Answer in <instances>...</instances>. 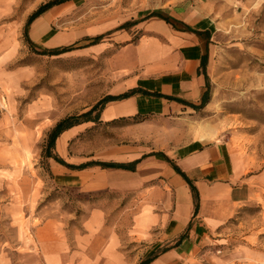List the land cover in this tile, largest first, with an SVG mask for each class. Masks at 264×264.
<instances>
[{
	"label": "rangeland",
	"instance_id": "rangeland-1",
	"mask_svg": "<svg viewBox=\"0 0 264 264\" xmlns=\"http://www.w3.org/2000/svg\"><path fill=\"white\" fill-rule=\"evenodd\" d=\"M47 1L0 0V246L5 245L17 261L19 252L34 250L36 226L53 219L63 235L84 238L98 253L103 241L95 214L102 210L106 225H112L114 215H121L123 250L144 259L152 247L133 238L127 216L130 209L138 208L140 200L134 198L143 186L142 174L134 173L129 184L114 188L98 190L97 179L93 184L64 186L54 173L58 162L50 158L49 170L43 153L48 131L56 122L110 95L119 49L137 40L139 19L154 14L148 12L167 0H65L57 10L61 15L52 23L61 30L76 28L78 39L62 44L75 46L59 55L39 52L47 46L31 40V25L28 35L37 50L25 36L29 16ZM218 7L219 29L214 33L209 70L211 99L204 108L139 122L132 117L84 122L63 149L57 145V151L76 164L136 159L197 139L203 126L215 128L209 141L230 143L238 183L247 180L251 190L249 199L236 206L205 247L211 255L232 256V264L247 260L264 264V0H219ZM100 34L103 38L92 44L91 38ZM159 168L149 167V174ZM153 181L144 186H152ZM103 234L113 244V234Z\"/></svg>",
	"mask_w": 264,
	"mask_h": 264
},
{
	"label": "crops",
	"instance_id": "crops-1",
	"mask_svg": "<svg viewBox=\"0 0 264 264\" xmlns=\"http://www.w3.org/2000/svg\"><path fill=\"white\" fill-rule=\"evenodd\" d=\"M61 4L52 7L31 23L29 35L35 44L60 47L78 39L76 28L61 30L52 23L61 15L57 12ZM218 6L219 0H167L159 8L148 12V15L153 12L162 14V17L142 16L137 23L141 29L137 40L128 42L115 57L116 83L109 93L121 96L131 90L135 92L108 102L101 119L114 121L140 115L145 119L178 116L181 112L194 109L190 103L200 104L208 88L212 51L215 48L214 33L219 29ZM128 34H124L125 39H128ZM204 55L208 58L205 68ZM80 128L81 125H78L66 130L59 137L57 145L63 149L65 142L77 134ZM213 139L199 135L197 139L160 152L171 158L194 181L199 190V199L195 197L185 177L175 170L169 160L159 157L160 154H149L147 158H142L137 169L132 171L100 165L74 170L58 163L54 164L53 169L61 185L82 186L85 183L93 184L97 179L98 190L114 188L125 182L129 184L134 173H141L139 178L143 186L135 195L137 198H134L140 202L138 208L130 209L127 214L128 230L131 234L135 233L133 238H142L148 248L152 247V253L157 254L149 264H232V256L224 253L211 255L205 246L211 244V238L217 234V227L233 215L236 206L249 199L251 189L247 180L238 183L236 156L230 143L221 139L209 141ZM116 160L130 162L134 158ZM153 165L161 169L149 174L148 168ZM146 173L149 175L144 176ZM93 174L98 178H85ZM151 180H154L152 186H144ZM133 188L128 187L127 190ZM197 201L198 211L195 207ZM95 215L100 219L101 226L103 243L100 252L91 251L84 238L75 239L71 235H63L51 219L36 226L37 242L34 250L19 252L17 261L12 259L10 251L2 244L0 264L140 262L142 259L138 258V254L131 257L123 250L119 236L121 215H114L111 226L105 223L104 211H97ZM106 231L109 235L113 234V244L111 238L107 240L104 237ZM167 246L171 247L164 250ZM238 264H252V261Z\"/></svg>",
	"mask_w": 264,
	"mask_h": 264
},
{
	"label": "trees",
	"instance_id": "trees-1",
	"mask_svg": "<svg viewBox=\"0 0 264 264\" xmlns=\"http://www.w3.org/2000/svg\"><path fill=\"white\" fill-rule=\"evenodd\" d=\"M65 0H49L47 2H45L44 4H42L41 6H39L36 10H34L32 12V14L29 16L28 21L26 23V32H25V36H26V40H27V44L29 46H31L32 49L37 50V46H35L32 41L29 39V35H28V26L31 25L32 22H34L37 18H39L40 16H42L43 14H45V12L49 9H51L52 7L61 4V2H64ZM152 15H156L158 17H162V14H157L154 13ZM151 15V16H152ZM166 19L169 21V19L166 17ZM103 38V35H96L94 38H91L92 44H95L96 42H99L101 39ZM75 45H62V47H55V48H50V47H46L45 49H41L39 52L41 54H49V55H59L62 54L63 52L69 51L71 50ZM203 68H205L207 62H208V58H206V55H204L203 57ZM207 75V74H206ZM209 76H208V80H207V86L209 88ZM207 88L205 94L203 95L202 101L200 104H193L190 103L189 105L194 108L195 110L197 109H201L204 108V106L210 101V91ZM133 92H135V90H131L130 92H126L125 94L121 95V96H115V95H108L106 97H104L103 99H101L100 101L97 102V104H95L94 106H92L90 109L81 112L80 114H72V115H68L65 116L63 119L59 120L58 122H56L51 129L48 131L47 134V138H46V143H45V149H44V153H43V159H45V162L48 167V169L50 170V158H53L55 161H57L58 163L62 164L63 166H68L71 169H75V170H82V168H86V167H91V166H102L104 168H119V169H124V170H136L137 169V164L139 162H141L146 156H148L149 154H161L160 152H150L148 153V155H144L142 157L136 158L130 162H123V161H119V160H103V159H99V160H88V161H84L80 164H76V163H71L69 161H67L66 159H64L57 151V141L59 139V137L68 129H70L71 127L74 126H78L81 125V123L84 122H92V123H97L98 121H101V114L103 112V109L105 108L106 104L108 102H110L113 99L116 98H124L127 96H130V94H132ZM145 92V91H143ZM148 92V91H146ZM157 95H159L158 93H155ZM127 119V118H126ZM131 119H133V122H139L145 119L144 116H135L132 117ZM164 156V158H166L167 160H169L172 164L173 167L175 168V170L183 175L185 177V179L187 180L191 190L193 191L195 197L197 199H199V190H197V187L194 183V181L187 175L185 174V172L178 167V165L176 163H174L172 161L171 158H169L166 154H162ZM52 173V172H51ZM54 178V176H53ZM196 211L199 210V202L197 201L196 203ZM185 235V234H184ZM184 235L181 237V239L184 237ZM171 246H167L164 250H167V248H170ZM157 256V254L152 253L150 256L142 259L138 264H149L151 263V261Z\"/></svg>",
	"mask_w": 264,
	"mask_h": 264
},
{
	"label": "bare ground",
	"instance_id": "bare-ground-1",
	"mask_svg": "<svg viewBox=\"0 0 264 264\" xmlns=\"http://www.w3.org/2000/svg\"><path fill=\"white\" fill-rule=\"evenodd\" d=\"M216 132L217 131H216L215 128L213 129V128L209 127V126H203L201 128V132L199 133V135H201V136H209V137L213 138L214 135L216 134Z\"/></svg>",
	"mask_w": 264,
	"mask_h": 264
}]
</instances>
